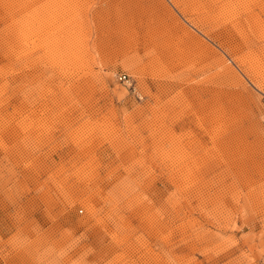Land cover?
<instances>
[{"label":"rangeland","instance_id":"obj_1","mask_svg":"<svg viewBox=\"0 0 264 264\" xmlns=\"http://www.w3.org/2000/svg\"><path fill=\"white\" fill-rule=\"evenodd\" d=\"M0 264H264V0H0Z\"/></svg>","mask_w":264,"mask_h":264},{"label":"built area","instance_id":"obj_2","mask_svg":"<svg viewBox=\"0 0 264 264\" xmlns=\"http://www.w3.org/2000/svg\"><path fill=\"white\" fill-rule=\"evenodd\" d=\"M117 78H118V80H120L122 82H126V83H128V81H129V76L126 73H119L117 75Z\"/></svg>","mask_w":264,"mask_h":264}]
</instances>
